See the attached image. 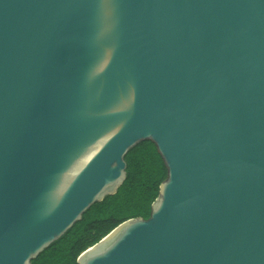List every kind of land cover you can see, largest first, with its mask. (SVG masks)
<instances>
[{
    "label": "water",
    "instance_id": "1",
    "mask_svg": "<svg viewBox=\"0 0 264 264\" xmlns=\"http://www.w3.org/2000/svg\"><path fill=\"white\" fill-rule=\"evenodd\" d=\"M149 140L166 177L77 264H264V0H0V264H31Z\"/></svg>",
    "mask_w": 264,
    "mask_h": 264
},
{
    "label": "trees",
    "instance_id": "2",
    "mask_svg": "<svg viewBox=\"0 0 264 264\" xmlns=\"http://www.w3.org/2000/svg\"><path fill=\"white\" fill-rule=\"evenodd\" d=\"M126 177L117 191L93 203L60 238L42 250L31 264H77L78 255L122 221L148 217L166 167L155 145L144 140L125 154Z\"/></svg>",
    "mask_w": 264,
    "mask_h": 264
}]
</instances>
